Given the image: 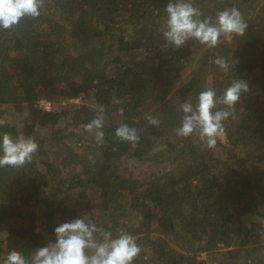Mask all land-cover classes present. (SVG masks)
Segmentation results:
<instances>
[{
	"label": "trees",
	"instance_id": "obj_1",
	"mask_svg": "<svg viewBox=\"0 0 264 264\" xmlns=\"http://www.w3.org/2000/svg\"><path fill=\"white\" fill-rule=\"evenodd\" d=\"M168 2L44 0L41 16L0 30V135L39 144L31 163L0 168V256L86 215L133 236L135 264H264V0H194L204 17L236 7L248 24L215 48L166 45ZM239 79L249 91L223 122L227 145L176 135L185 102ZM101 115L98 144L86 125ZM122 124L137 143L116 136ZM129 159L154 174L139 179Z\"/></svg>",
	"mask_w": 264,
	"mask_h": 264
},
{
	"label": "clouds",
	"instance_id": "obj_2",
	"mask_svg": "<svg viewBox=\"0 0 264 264\" xmlns=\"http://www.w3.org/2000/svg\"><path fill=\"white\" fill-rule=\"evenodd\" d=\"M44 7V0H0V30L12 29L25 18H38ZM165 12L163 38L166 45L175 48L190 40L215 48L222 38L243 36L248 28L236 7L218 11L213 20L203 16L194 0H169ZM215 63L225 71L229 69V62L223 57H217ZM247 91L249 85L242 79L227 87L222 96L212 88L201 91L195 104L185 102L181 106L184 115L180 126L175 129L176 135L188 138L195 134L209 148H214L224 134L223 122L234 117L230 110ZM149 123L158 127L160 121L152 118ZM103 127L102 115L86 125V130L94 133L98 144L104 140ZM115 134L133 144L139 141L137 129L127 124L120 125ZM38 150V142L31 137L3 133L0 135V168L24 167L32 162ZM53 233L54 239L27 254L13 249L6 257L0 256V264H135L141 253L133 236L123 231L114 234L102 230L86 219V215L59 224Z\"/></svg>",
	"mask_w": 264,
	"mask_h": 264
},
{
	"label": "rangeland",
	"instance_id": "obj_3",
	"mask_svg": "<svg viewBox=\"0 0 264 264\" xmlns=\"http://www.w3.org/2000/svg\"><path fill=\"white\" fill-rule=\"evenodd\" d=\"M193 67H190L187 72H190L192 70ZM82 100L78 99L76 102L79 103ZM42 107L44 110L46 111H51L53 108L52 107H46L42 104ZM219 140L222 142V144L227 145V140H226V136L225 134H223L222 137L219 138ZM126 167L129 169V171H131L136 177H138L139 179H144L146 177H149L150 175L154 174V170H152V164L148 163V164H141V163H137L134 162L133 160L129 159ZM157 170V169H156ZM74 195L72 194V197ZM213 255L214 254H200L199 255V260H203L206 261L207 263H211L212 259H213Z\"/></svg>",
	"mask_w": 264,
	"mask_h": 264
},
{
	"label": "built area",
	"instance_id": "obj_4",
	"mask_svg": "<svg viewBox=\"0 0 264 264\" xmlns=\"http://www.w3.org/2000/svg\"><path fill=\"white\" fill-rule=\"evenodd\" d=\"M42 104H43L44 106H46V107H51V104H50L49 102H45V101H44V102L41 103V105H42Z\"/></svg>",
	"mask_w": 264,
	"mask_h": 264
}]
</instances>
